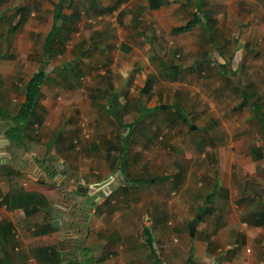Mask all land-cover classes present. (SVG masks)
<instances>
[{
    "label": "crops",
    "instance_id": "crops-1",
    "mask_svg": "<svg viewBox=\"0 0 264 264\" xmlns=\"http://www.w3.org/2000/svg\"><path fill=\"white\" fill-rule=\"evenodd\" d=\"M21 1L27 4L28 0ZM47 1L43 5L45 21L33 18L34 8L21 5L17 20L8 24L12 40L6 59L0 56V93L17 96L12 89L19 86L23 75L22 68L9 65L19 62L13 46L32 38L29 25L35 30L47 29L44 48L47 44L50 47L41 53L46 55L44 63L50 69L42 87L41 105L30 124L38 142L40 130L48 134L45 144H51L55 136L53 155L66 170L51 179L47 172L50 166L45 168L51 160L48 146L30 153V124L22 141L13 144L6 135L10 120L0 111V264H77L71 262L74 255L79 257L78 264H264V168L260 167L264 165V151L251 150L254 167L249 164L242 170L241 159L250 158L241 157L244 149L237 148L239 141L250 140L238 130L250 120H242L237 111L230 114L235 105L228 104L225 93L211 97L212 106L219 112L212 110L208 115L203 104L194 109L177 102L168 107L158 104L157 91L171 85L177 86L176 91L184 89L182 95L190 101L193 96L203 103L208 98L204 89L210 82L205 69L202 76L198 70L202 56L189 66L169 64L161 76L162 69L159 73L156 66L163 64L158 47H164V31L174 34V27L194 19L190 30L174 34L173 39L179 46L189 45L187 41L192 42L195 31L204 28L201 36L209 49L210 34L223 28L227 38H219L223 49H218V60L207 58L206 65L213 61L218 67V85H226V92L232 85L228 79L237 75L236 71H250L242 70L243 65L239 69L240 60L233 66L234 53L229 47L240 38L242 48L249 43L264 54V0H228L223 12L215 11L211 0H204L202 9L197 0H79L82 8L77 0ZM4 4L0 0V10ZM57 10L62 12L58 25ZM84 15L87 20L82 19ZM2 18L0 13V26ZM52 31L56 34L49 38ZM29 46L30 41L27 49ZM198 46L203 55L205 47ZM263 57L262 65L254 71L260 74L258 81H264ZM53 58L59 60L57 68L50 64ZM157 59L160 63L152 65ZM30 78L23 87V99ZM234 89L242 96L237 108L248 102L245 93L254 108V88L237 83ZM260 91L264 93V87ZM133 97L135 105L130 103ZM7 102L2 99L0 109L15 114L20 104L10 110L4 107ZM170 108L178 110L167 118V131L155 133L148 116ZM196 110L200 122L195 123L192 118ZM53 114L56 118L52 119ZM179 125L202 131L207 147L215 143L209 150L213 153L211 165L200 156H206L205 152L179 147L184 142ZM6 142L17 150L9 154L4 149ZM40 148L47 151V157L39 154ZM254 150H258L257 155ZM36 158L48 160L38 166ZM118 170L122 182L111 187ZM133 170H139V175L133 177L137 174ZM62 181H77L73 187L80 183L88 190L86 194L91 189L105 192L107 197L96 200L93 196L85 201L92 211L85 219L87 229L74 217L56 213L63 203ZM15 192L40 193L44 200L13 206L9 199ZM185 192L191 202L182 195ZM194 198L202 202L195 204ZM77 206L81 207L80 203ZM166 251L168 261L160 257Z\"/></svg>",
    "mask_w": 264,
    "mask_h": 264
},
{
    "label": "rangeland",
    "instance_id": "rangeland-1",
    "mask_svg": "<svg viewBox=\"0 0 264 264\" xmlns=\"http://www.w3.org/2000/svg\"><path fill=\"white\" fill-rule=\"evenodd\" d=\"M226 1H228V0H211V4H212V6H214L213 9L215 11L219 10V11L223 12L224 8L227 5ZM4 2H5V4L3 5V7L0 10V13L3 14V18H2V22H1L2 25L0 26V56L3 57V59H6L5 56L8 53H10L9 50L11 48V44H10L11 42L9 41V39L12 40V38H10L11 35L7 30V26H8V24H10V22H15L17 20V14L19 15L22 12L21 11L22 9L20 8V6L23 5L25 7L27 6V7L34 8L33 14H35V15L33 16V18L39 19L40 21L41 20L45 21L44 18L46 17L47 13L44 12L43 5H44V3L49 2V1H47V0H28L27 4H26V2L24 4L21 0H4ZM197 2L202 9L205 1L202 0V2H199V0H197ZM82 4L83 3H81L79 0H77V6H80V8H82L83 7ZM191 4H193V3H191ZM29 10H30V8H29ZM13 13H16V14L12 15ZM11 17H12V19H11ZM82 19H86L85 15L83 16ZM50 23H51V21H50ZM232 23H233L232 26H236L235 22H232ZM28 28H29L28 31H30V36L32 38L29 39L27 42L26 41L22 42V40H19V43H17V47H16V45L13 46V50H14L13 54H16L19 56V62L17 63V65L14 63L9 64L10 66L13 65L14 67L18 66L19 69L22 68L21 71L23 72V75L21 73V78L18 80L19 86L15 90L12 89L13 91L17 92V96H13V98H12V97H10L9 94L0 93V103H2V99L5 100L6 102L8 101L4 105V107H8L10 110L16 109V107H18L20 102L23 100L22 90H23L25 83L29 79V77H31V75L33 74V72L37 68L43 67V65L45 64L44 61L46 60V55H43L41 53L42 50L44 52H48V49L46 47L44 48L47 29L42 27L43 30L42 29L35 30L36 28L33 29L32 27H30V25ZM203 30H206V29L203 28L202 30L195 31V35L193 36V38L191 40L192 42H190V39H188L189 41H187V42H189V45L186 44V46H179L178 43H175L176 39H173L174 38L173 36H176V35H174L176 33H174V34L170 33L169 34L166 31H164L163 34H166V36H164V38H163L164 41L162 43L164 45V47H158V50L162 53L161 58L163 60V64L156 65V66L158 67L157 72L160 73V70L162 69V72L160 73V76H161V75H163V73H165V71H167L169 69V67H168L169 64L171 65V64L175 63V64L184 65V66H189L192 64V62H195L196 59H198V58H200V56H202L204 58V60H200L201 61L199 63L200 67L198 68V70H199V73L201 74L200 76H202L203 74L201 73V71H203L205 69L204 72H205L206 80H209V82H210V84L204 89L208 98L205 99V101L202 103V101L200 102L198 100H195V97L192 96L191 101H190V99L188 97L186 98L184 95H182V93L185 91L184 89H182L180 91H176L177 86L174 87L173 85H171L169 87L170 89H167V87H164L165 89L162 90L161 92L157 91L158 92L157 96L159 97L157 102L160 105H166V107H168L167 104H174L176 102L179 104L182 103V105L188 106L189 109L197 108L198 105L203 104V106L206 107V109H205L206 111H204L205 115H208V113H212L211 112L212 110H213V113L219 112V111H216V109L212 106L211 97H213V95L215 93L217 96H219L220 93L221 94L225 93L227 100H230V101H228V104L235 105V107H233V110L230 114H234L237 111L242 115V120L244 118H247L248 120H250V123H246L245 125H242L238 128V130L241 129L239 134H242V132H243V134L250 136L249 141H246V142L240 143V144H239V142H240L239 141L237 143L238 144L237 148L240 151L244 149L242 152L243 155H241V157L244 156V157H247V159L250 158V160L241 159L242 160L241 164L243 165L242 170H246L245 169L246 165L250 164V166L252 165V167H254L253 166L254 160L251 157V150L256 148V149L264 151V119H263V121H260L256 118V111L254 110L253 105L251 104L250 98L247 99L248 102L245 103L246 105L242 106L243 108H237V103L239 102L240 99H242V96H240V92H238V90L234 89V87L237 85V83H238V85L244 83L247 85L248 89L254 88L253 92H252V94L254 95L253 99H256L260 102L261 109L264 112V93H262L260 91L261 86L264 87V81H258L259 77L258 78H256V77L260 74L254 73V71L258 68V66L262 65L261 57H263L264 54L262 53L261 48H257V46L250 47L247 45L249 43H247L246 45L244 44V47L242 48L240 46V44H241L240 38L236 37V39L237 38L238 39L234 42V47H229L232 50V52L234 53L233 54V56H234L233 66H236L238 64L237 61L240 60L239 69H241V66L243 65L242 70L245 69V70H250V71H248L249 72L248 74H238V72L236 71L237 75H234L232 79H228V80H231L232 85H231L230 89H228L225 92L224 89L227 88L226 85H224V86H223V84L218 85L220 80H221L219 72H218V67L216 65H214V63H212L213 61L212 62L210 61L209 65H206V59L207 58H209L210 60L211 59L218 60V56H219L218 49H223L222 41L220 39L222 38V40H223L224 38H227L224 36V33H223V31L225 32V30H223V28H221L220 30L212 31V33L210 34V38H209L210 43H211L209 49H208L207 42H204V39L201 36ZM199 36H201V39H199V41H198V40H196V38H199ZM172 39H173V41L170 43V41ZM29 41H30V46L28 49H30V56H28V55L25 56V54L28 52L27 43ZM75 41H76V39H75ZM175 45H176V48H175ZM198 45H203L202 47H205V51H204L203 55L201 53L202 48L199 47ZM23 46H25V47H23ZM70 49H72V47H70ZM142 49H144V48H142ZM227 49H228V47H227ZM172 50H174V51H172ZM207 51L210 53H208ZM53 59L54 60H51L50 64L54 65L55 68H57L58 65H56V62L59 60L57 58H53ZM242 59L245 60L244 64L242 63L243 62ZM262 60L264 62V57ZM256 61H259V64H257ZM63 63L64 64L61 63V66L65 65V62H63ZM156 63L159 64L160 61L158 59L156 61H152V65H155ZM165 65H167V67ZM263 65H264V63H263ZM52 69L53 68H51V70ZM58 72H60V71H58ZM239 78H241V79H239ZM178 96H180L179 101H176ZM6 99H8V100H6ZM135 100H136L135 97L131 98L130 103L135 105ZM179 104H178V107H179ZM180 107H182V106L180 105ZM175 109L178 110L177 108H175ZM176 110H172L170 108L167 110H158V111L150 114V116H148V117L153 120V123L151 124V129L157 134H160L162 132L164 134L165 130L167 131V128H165L167 125V118L169 120L170 115L171 114L174 115V112ZM3 112L5 114L6 110L3 109ZM196 112H197V110H196ZM176 113L178 114L179 111ZM198 114L199 113L197 112L196 115L192 118V120L195 123L200 122L199 121L200 116ZM53 118H56L55 114H53L52 119ZM177 119L179 120L180 117L178 116ZM9 124H11V121ZM179 126L180 127L178 130L180 131L181 136H183V140H184V142L178 144L179 147H182L183 149L189 148L192 151L195 150L196 152L199 151L201 153L205 152L206 156H202V155H200V156L204 157L205 160L207 161V163H209L211 165L213 163L211 161V159H212L211 155L213 153L210 154L209 150H211V149L213 150L215 143H212L211 144L212 147L209 148L206 145V137L202 136V131L201 132L199 130L198 131L197 130L191 131V130H189L188 125L184 126V127L181 125H179ZM17 131H18L17 129H13L12 133L17 134L18 133ZM179 131L177 133H179ZM35 134H36V132H35L34 125L32 126V124H30V153L35 151V148L38 149V147H41V146H43V147L48 146L47 150L50 152V157H51L50 159L51 160H50V163L45 166L46 170L49 166H50L49 168H51V167L56 168L57 167L59 169L60 174H64L65 173L64 170H66L65 167L62 170V168L59 166V164L61 162H59L58 156L56 154L53 155V148L52 147H54L53 145L56 143V141L55 142H52V141H53V138L55 136H52L51 144H45L46 142L49 141V140H47V136H48L47 132L44 129L40 130V139H41L40 142L33 139ZM255 134H257V136H254ZM21 135H22V132H21ZM167 135H168V133H167ZM212 136H214V135L212 134ZM208 140L209 139L207 138V141ZM5 144H7V145H5L4 149L9 154H11L10 152L14 148L11 147L10 142H8V143L6 142ZM14 150H17V149H14ZM40 150H41V153H39L38 150L36 152L41 154V156L43 154V157H47V155H46L47 151H45L46 153H44V152H42L41 148H40ZM254 151H256V150H254ZM46 160H48V158H46ZM46 160H44V158H43L42 161H40V159L36 158L35 164L38 166L39 165L43 166V162ZM259 163H261V162H259ZM216 167L218 168L219 164ZM260 167L264 168V165H262ZM218 170H220V169H218ZM119 171L120 170L114 172L113 180L110 181L111 187H112V184L119 185L122 182L121 175H120ZM133 171H135L137 173L136 175H133V177L139 175V173H138L139 170H133ZM76 182L75 183H69V182L65 183L64 181L61 182L62 183V186H61L62 189L65 188L63 190V193H64L63 198H62L63 203H60V206L58 208H56L57 209L56 213L63 215V216H66V217H70V218L74 217L75 222L79 221L81 223H85V219H88L92 215L91 214L92 213L91 207H89L90 203H87V205H86L85 201L86 202L90 201L91 197H93V196L96 197V198H94L96 200H100L102 197H107V196H106L105 192L102 193L101 191H99L96 193V191H94L93 189H91V192L89 194H86V191L88 192V190H81L80 191V189H79L80 183H77V187H73V185H75ZM83 188L84 187H81V189H83ZM99 195L101 197H99ZM182 195H184V197H186L188 194H187V192H185V193H182ZM79 197H82V198H80V199H82L80 208H78V206H77V204H79V202L75 203V201H77L79 199ZM186 198L188 199V201L191 202L192 198L190 196L186 197ZM96 200H93V201H96ZM194 200H195L194 203L198 204L199 198H197V200L194 198ZM199 202H202V201H199ZM76 210H78V212H76ZM70 218H69V220H71ZM82 221H84V222H82ZM83 225H85V227H86L85 229H87L88 226L86 225V223ZM76 227H77V225H76ZM209 228H210V226L207 229H209ZM82 229H84V227ZM76 231H80V230H78V228H77ZM208 234H210V233H208ZM84 235H85V230L82 232L83 237H84ZM197 235H199V233H197ZM204 235H205V233H204ZM79 246L80 245H78V248H79ZM70 248L72 250L74 247L70 246L69 249ZM165 253L166 254L160 255V257L162 260L164 259V260L168 261V258H169L168 252L166 251ZM73 257L74 258L72 260L73 261L72 263L78 264L79 263V257H76L75 255Z\"/></svg>",
    "mask_w": 264,
    "mask_h": 264
},
{
    "label": "trees",
    "instance_id": "trees-1",
    "mask_svg": "<svg viewBox=\"0 0 264 264\" xmlns=\"http://www.w3.org/2000/svg\"><path fill=\"white\" fill-rule=\"evenodd\" d=\"M199 2H202V0H199ZM61 19H62V12L61 11L58 12L57 10L56 21H55L56 25L59 24ZM19 25L20 24H18V26ZM194 25H195V20L190 19L186 24L174 27L172 29V32L173 33L185 32V31L190 30ZM54 34H56V31H52L49 38H51L52 35ZM48 47H50V44L46 45V48ZM50 53L54 54V52H50ZM44 65H45L44 67H39L38 70H36L32 74L30 80L28 81L26 85L25 97L22 103L20 104L18 111L15 114L10 115L8 111H6L4 114L3 110L0 109L1 114H3L5 118H8L11 121V125L6 129V135L8 136V138H10L11 141H14L12 142L13 144L18 145L22 141L25 129H27V127L29 126L31 118L33 116H36L37 108H39V106L41 105L42 98H43L42 87L47 79L46 73L50 69L48 64L47 65L44 64ZM149 88H150V82H148V85H146L145 89L148 91ZM244 97L245 99L250 98V96L246 93ZM254 108L256 111V118H258L260 121H263L264 112L261 110L260 105L256 100L254 101ZM13 129H17L18 133L17 134L12 133ZM21 132H22V135H21ZM254 152H255V155L258 154L257 150ZM47 172H48V176L51 179L57 178L58 176L61 175L57 167L48 168ZM53 183L55 184L56 181H53ZM79 187H80L79 188L80 191L86 190L85 188L81 189L82 187L81 185ZM43 198L44 196L36 192H25L22 194L15 192L11 194L9 202L10 204L12 202L13 206L17 205L20 202L25 206L26 205L29 206V205H35L36 203L41 202L42 200H44ZM52 258H56V256L52 254Z\"/></svg>",
    "mask_w": 264,
    "mask_h": 264
},
{
    "label": "water",
    "instance_id": "water-1",
    "mask_svg": "<svg viewBox=\"0 0 264 264\" xmlns=\"http://www.w3.org/2000/svg\"><path fill=\"white\" fill-rule=\"evenodd\" d=\"M11 145H13V144H11ZM78 202H79L80 205H81L82 199L79 198L77 201H75V203H78ZM79 208H80V207H79ZM77 211H78V210H77ZM74 219H75V218H74Z\"/></svg>",
    "mask_w": 264,
    "mask_h": 264
}]
</instances>
